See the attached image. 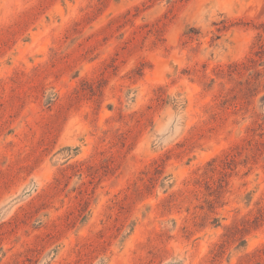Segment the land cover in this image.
Segmentation results:
<instances>
[{
	"label": "rangeland",
	"instance_id": "obj_1",
	"mask_svg": "<svg viewBox=\"0 0 264 264\" xmlns=\"http://www.w3.org/2000/svg\"><path fill=\"white\" fill-rule=\"evenodd\" d=\"M264 0H0V264H264Z\"/></svg>",
	"mask_w": 264,
	"mask_h": 264
},
{
	"label": "trees",
	"instance_id": "obj_2",
	"mask_svg": "<svg viewBox=\"0 0 264 264\" xmlns=\"http://www.w3.org/2000/svg\"><path fill=\"white\" fill-rule=\"evenodd\" d=\"M264 26V25H263Z\"/></svg>",
	"mask_w": 264,
	"mask_h": 264
}]
</instances>
